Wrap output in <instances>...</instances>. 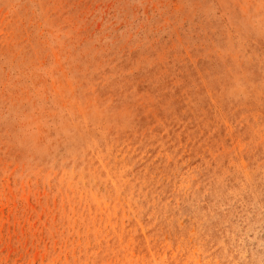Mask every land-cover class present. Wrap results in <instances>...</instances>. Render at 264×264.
I'll return each mask as SVG.
<instances>
[{"label": "rangeland", "instance_id": "rangeland-1", "mask_svg": "<svg viewBox=\"0 0 264 264\" xmlns=\"http://www.w3.org/2000/svg\"><path fill=\"white\" fill-rule=\"evenodd\" d=\"M0 264H264V0H0Z\"/></svg>", "mask_w": 264, "mask_h": 264}]
</instances>
